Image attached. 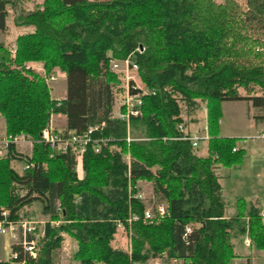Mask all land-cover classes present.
<instances>
[{
	"label": "trees",
	"instance_id": "16d2710c",
	"mask_svg": "<svg viewBox=\"0 0 264 264\" xmlns=\"http://www.w3.org/2000/svg\"><path fill=\"white\" fill-rule=\"evenodd\" d=\"M16 2L0 0V32L7 7L15 11ZM12 21L32 31L15 38L12 55L0 43L5 133L37 140L52 115L64 116V129L78 135L97 127L81 157V179L71 154L52 153L43 144L32 146L26 161L34 167L20 174L9 165L12 147L0 159L6 219L17 220L34 203L47 218L27 235L41 234L35 259L11 245L13 263L53 264L63 234L76 243L77 264H230L231 240L243 234L264 250L259 212L249 208L246 222L240 213L226 219L213 173L215 165H237L244 155L241 148L232 151L237 139L217 135L221 103L249 102L259 112L254 121H264V0H42ZM128 56L147 93L138 116L119 120L111 116L112 88L119 82L108 67ZM27 62L41 63L42 73L25 69ZM54 68L65 78L61 100L51 98L43 78ZM179 103L189 115L205 108V157L196 156L177 129L183 125ZM138 182L149 183L155 204L165 209L147 224L127 222L144 210ZM117 224L128 251L110 246Z\"/></svg>",
	"mask_w": 264,
	"mask_h": 264
},
{
	"label": "built area",
	"instance_id": "2783aa9c",
	"mask_svg": "<svg viewBox=\"0 0 264 264\" xmlns=\"http://www.w3.org/2000/svg\"><path fill=\"white\" fill-rule=\"evenodd\" d=\"M141 50L142 49H137V52H141ZM13 52L14 50L12 53ZM24 68L36 71V69H33L27 64L24 65ZM109 69L114 75L118 76L119 78H123L125 82L123 91L120 94L121 97L117 99V92H113L114 107L118 103V105H116V116L113 118L127 120L129 116H138V107L141 104V96L146 94V92L142 91L139 87H135L133 84H130V80L133 79L132 77H129V75L131 72H137V66L132 61L131 57L128 56L123 60H111L109 62ZM61 75L62 73L60 71L53 70L48 75H44V82L47 86H49L50 84L56 82ZM134 90H138V92L132 93L131 91ZM121 109L123 112H121ZM96 129L97 127L89 128L85 133L78 135L71 131H66L65 129L55 130L48 124V126L41 131L37 140H33L30 137L22 134L9 135L5 133V131H0V159L6 158L8 156L9 148L12 147V154L14 155L15 159L11 162L21 165L19 170L21 173L28 168L34 167L32 163L26 161L30 158L32 146L35 144H43L52 153L71 154L74 157L76 166L78 163H80L85 146L90 141L89 134ZM177 129L180 133H182V139L190 142L192 149L196 148L201 140L207 139L206 134L204 136H200L197 132L192 134L186 133L182 125H179ZM204 131L206 132L205 128ZM129 140V137H126L125 141L129 142ZM256 140H258L260 143H264V131L259 133L257 138L251 139L250 141L254 142ZM98 142L101 143L104 141H95V143ZM244 144L245 143H242L241 145L237 146L235 144L232 151L243 147ZM95 151H97V149H95ZM126 160L128 161V157H126ZM164 214V206L162 204H154V212L150 207L145 208L140 217L132 215L128 218L127 222L130 223L141 220L142 224H147L153 219L161 217ZM7 215L8 211L0 207V235L8 236L12 241V245L20 246L22 251L26 253L30 259H35L38 252L36 249L37 238L36 240L35 237L32 239H27V235L32 234L35 229V222L24 219L21 214L18 216L17 220L9 221L6 219ZM259 217L264 219V211L259 213ZM117 229H121L123 231V227L120 224H117ZM191 229V225L185 227L183 238L191 232ZM243 243L246 247L251 245V240L248 235L244 238ZM15 259L16 254L10 252L8 262L9 264H27V262L24 260L13 263L12 261ZM168 264H179V261L170 259Z\"/></svg>",
	"mask_w": 264,
	"mask_h": 264
},
{
	"label": "rangeland",
	"instance_id": "374dc122",
	"mask_svg": "<svg viewBox=\"0 0 264 264\" xmlns=\"http://www.w3.org/2000/svg\"><path fill=\"white\" fill-rule=\"evenodd\" d=\"M99 1H106V0H99ZM236 1L239 3H242V1H244V0H236ZM41 2H42V0H17L16 6H15L16 7L15 11H12L11 9H9L7 7V16L5 18L6 30L4 32H0V43L2 45H4L5 47H7V49L9 50V53L11 55L13 54L12 51L14 50L15 38L18 35L30 33L32 31V28H17V27H15L13 25V21H12L13 18L15 17L16 13H21V15H25L26 13H30L31 11H33L37 8H40ZM215 2L220 3V2H222V0H215ZM25 64L33 65V68H34L35 64H38L37 68H40L43 71L41 63L27 62ZM53 70H58V69L54 68L51 71H53ZM108 70H109V72H111L109 67H108ZM32 71L36 72L35 70H32ZM129 77H132V79H133V80H130V83H132L135 87L136 86L139 87L142 91L147 93L146 89L143 87V85L141 84V82L139 80L137 72L136 73L131 72ZM116 78H117L119 83L112 88V92H117V94H118L117 99H118L119 97H121L120 94L123 91V86H124L125 82H124L123 78H119L118 76H116ZM56 84H57V82H56ZM48 87L50 88V91H49L50 96L55 97V96L63 94L65 85L64 84H57L56 86H53L52 84H50ZM238 93L242 96H245V93L242 90H238ZM256 94L261 95V92H258ZM116 105H118V103ZM116 105H115V107H116ZM113 107H114V104H113ZM179 107H180V117L183 121L184 129L187 132H189L188 131L189 129H194V130L196 129L197 133L199 135L204 133L203 132V129H204V119H203L204 118V106L201 104L199 109L191 115L187 114L186 108L182 103H179ZM220 108H221V122L222 123L220 126L218 124L217 135H218V130L223 129L222 132L225 134L227 132H230L231 134H237L238 136H242V135L245 136L246 135L245 132H247L246 129H249L248 125L250 124V122L252 123V121H254V117H255L254 115L256 112L255 113L250 112L247 115V108H246V104L244 102H223V103H221ZM256 115H258V113H256ZM113 116H116V112L114 113ZM59 123H60L59 120L53 121V124H55V125L59 126ZM0 131H5L4 122H3V119L1 116H0ZM261 132L262 131H259V132L252 134V135L237 138V141L235 143L236 146L241 145L242 143L249 145L251 142L250 140L257 138L258 134ZM129 139L130 140H133V139L142 140L139 137H135V138L130 137ZM253 143L258 144L260 142L258 140H256ZM197 150H198V153L200 155L205 154L204 142L198 143ZM126 157L127 156L124 157L125 161H127ZM78 164L81 167V161ZM9 165H10V167H13L15 169V171L19 172L20 167H21L20 164H16V163L12 162V163H9ZM75 170H76V166H75ZM75 173H76V177H77V175L80 177L82 171H80L79 173L75 171ZM81 178H82V175H81ZM77 179H79V178H77ZM136 189H137L136 198L139 199L143 203L144 209L150 207L152 209V211L154 212V204L156 201L152 197V191H151L150 184L144 183V182L138 183V184H136ZM24 213L29 215L28 220L35 222L34 226L38 230H41L42 224L47 221V218L41 214L40 205L38 203H34L30 209L23 210V213L21 214V216L24 219H27L23 215ZM31 215H32V217H30ZM119 230L120 231H117V229H116L117 232H115V234H114L115 237H113V239H112V241H115V242L117 239V240H119V242H116V244H114L113 247L116 246L117 248H121V249H125V250L127 249V251H128L129 247H128L127 236L125 235L124 231H122L121 229H119ZM40 236H41V234H40ZM40 236H39V234L34 235L35 240L37 238V242H36V249L37 250H39L38 239ZM63 239H64V241H63ZM62 241H63V243L61 242L60 248L54 253V258H53L52 263L53 264H77L75 261L72 260V255L76 251V243L74 244V241L64 234L62 235Z\"/></svg>",
	"mask_w": 264,
	"mask_h": 264
},
{
	"label": "crops",
	"instance_id": "0c3cea01",
	"mask_svg": "<svg viewBox=\"0 0 264 264\" xmlns=\"http://www.w3.org/2000/svg\"><path fill=\"white\" fill-rule=\"evenodd\" d=\"M29 66L30 67L32 66L33 68V65H29ZM37 66L38 64L34 65L36 72L42 73V70L40 68H37ZM56 82L57 84L65 85L64 75L62 74L61 76H59ZM56 82H54L55 84L52 83V85L56 86L57 85ZM64 94H65V87H64L63 94L55 96V97L51 96V98L55 100H61L64 98ZM237 102H244L246 104L247 115L250 112H254V113L256 112L259 115V112H257L258 110L256 108L251 107L249 102H245V101H237ZM115 112H117V108L112 107V113H111L112 117H114L113 115ZM256 113L254 116H256ZM203 119H204V128H205V108H204V118ZM54 120H59L60 122L59 126L53 124ZM221 123L222 122L220 118L218 122L219 126L221 125ZM49 125L55 130L64 129V125H65L64 116L52 115L49 119ZM248 128L249 129H246L247 132H245L246 133L245 136L252 135L259 131H264V121H261V122L252 121V123L250 122V124L248 125ZM222 130L223 129L218 130V137L234 138V139H237L239 137H245L244 135L238 136L237 134H231L230 132H227L225 134L222 132ZM184 131L189 134L197 132L196 129L195 130L189 129L188 130L189 132H187L184 129ZM203 132L204 133H202L200 136H204L206 134L204 129H203ZM206 140L200 141V142H204L205 154L200 155L198 153V150H197L198 145H197V147L193 149L194 154L196 156L198 157L206 156ZM241 149H243L244 155L239 164L228 167V168L215 165L213 167V173L215 177L217 178V183L220 187L221 198L224 204V217L228 219L240 213L243 215L241 217V220L246 222L248 220L247 212L249 208L255 209L259 213L261 211H264V143L256 144V143L250 142L249 145L244 144V146L241 147ZM11 168L15 171L13 167ZM16 173L19 174L17 171ZM81 175L80 177L77 175V178L80 179ZM138 183H142V182H138ZM238 201L243 202V208H240V210L237 209ZM24 210H27V209H24ZM30 217H32V215ZM261 223L262 225H264V219H261ZM117 231H120V230L117 229ZM246 236H247L246 234L233 236L231 240V247H232V253L234 257L230 260V264H264V250H257L253 246L252 243L249 247H246L243 243V240ZM113 237H115V235ZM114 242L115 241H111L110 243L111 248L121 249V248H117L116 246L113 247V245L116 244V242H119V240L116 239V242L115 243ZM11 245H12V241L8 236L0 235V261L9 262ZM121 250L127 251V249L126 250L121 249ZM53 258H54V255H53ZM146 264H161V263L159 259H154V260L148 261Z\"/></svg>",
	"mask_w": 264,
	"mask_h": 264
},
{
	"label": "bare ground",
	"instance_id": "6f19581e",
	"mask_svg": "<svg viewBox=\"0 0 264 264\" xmlns=\"http://www.w3.org/2000/svg\"><path fill=\"white\" fill-rule=\"evenodd\" d=\"M76 171H77L78 173L80 172V165H79V164L76 165Z\"/></svg>",
	"mask_w": 264,
	"mask_h": 264
}]
</instances>
